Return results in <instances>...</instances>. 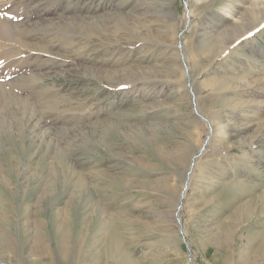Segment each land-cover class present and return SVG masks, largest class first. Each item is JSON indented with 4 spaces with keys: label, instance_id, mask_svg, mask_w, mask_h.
Here are the masks:
<instances>
[{
    "label": "rangeland",
    "instance_id": "374dc122",
    "mask_svg": "<svg viewBox=\"0 0 264 264\" xmlns=\"http://www.w3.org/2000/svg\"><path fill=\"white\" fill-rule=\"evenodd\" d=\"M206 1L0 0V264H264V28Z\"/></svg>",
    "mask_w": 264,
    "mask_h": 264
},
{
    "label": "bare ground",
    "instance_id": "6f19581e",
    "mask_svg": "<svg viewBox=\"0 0 264 264\" xmlns=\"http://www.w3.org/2000/svg\"><path fill=\"white\" fill-rule=\"evenodd\" d=\"M197 1H198V3L199 2L202 3V2H205L206 0H197ZM226 1L228 2V0H226ZM187 2H188V0H187ZM206 2H209V1H206ZM194 3H196V2L194 1ZM222 15H223L224 19H231L232 22H231V24L229 26H227L226 29L223 28L224 29L223 31H220L219 33L215 32V34L214 33L211 34L210 39L215 40V42L216 41L220 42V44H219V42L217 44L220 45L221 51L218 53V55L216 57H219L221 54L223 55V54L229 53L230 50L235 49L238 46L241 47V45L244 42H247V41L250 40L251 35H253L254 33H257L258 31H260L261 29L264 28V0H252V2L250 4L245 3L244 0H229V4H227L226 6L224 5V7H223ZM185 17H186L185 18L186 21L188 20V23H189V21L191 20V16L189 14L188 15L186 14ZM144 27H146V26H144ZM207 34H205V36ZM174 48H175V50L178 53V57H177L176 61L180 62L181 65L179 63H177V64L180 65V68H182V71H183L182 79L184 78V82H182V84H183V87H186V89H187V76H189V72H190L189 71L190 68H189V64H188L189 61H188V58H187L188 50L186 49L185 43L183 42L181 37L178 38V36H177L176 45H174ZM241 55L243 56V54L239 50L238 53H237V57L241 56ZM154 73L156 74V72H154ZM255 83H257V85H259L260 81H256V80L246 81L245 80L243 82H240V84H239L240 87L238 86L239 88L237 87L236 89H241L243 86L255 87ZM243 92L241 91L239 93V95H244ZM253 95L254 94L252 93L251 96H253ZM231 103L233 104V107L231 109L233 112L237 111L241 107H244V105L246 104V102H242V101H239L237 103H234V102H231ZM256 104H258V103H254L253 102L250 105L254 106ZM229 105H231V104H229ZM247 105H249V104H247ZM198 114H199V112H198ZM216 116H218V115L216 114ZM205 119L206 118H203V121ZM204 124L207 127L206 129H208V134H209L210 131L211 132H215L214 131L215 130V124H213L210 119L208 120V122L204 121ZM218 129H219L218 131H220L222 129V127H218ZM35 131L36 130H34V132ZM216 136H218V134ZM212 138H213V136L208 139L207 144L204 147H203V144H202V146L199 148L200 149V154L195 157V159H194L195 162L193 163V165H195L196 162L200 160L201 156H204L205 154H207L208 149H209V145L211 144ZM240 158L242 160H244L242 157H240ZM251 168L255 170L254 166H252ZM188 171L186 172V176L185 177H187ZM192 176H193V170H192V173H191L190 181L188 182L187 186L185 187L186 190H189L191 188V186H192L191 185ZM185 188H184V190H185ZM184 197H185V193L182 194L179 199H183ZM101 224L102 225L100 226L101 227L100 233H102V236H103V239L101 240V244L103 245L105 254L108 256V258H116L118 261H121V262L124 261V263H125V260H126L127 257H125V254L124 255L122 254L124 252V248H123L124 247V243L119 238V235H120L119 232H117L115 227H113L112 224H110L108 221L102 220ZM112 231H113V233L116 236V238H114V239H110V235L109 234ZM180 236L182 237L181 234H180ZM3 239H4V241L1 240V242L4 243L5 246L8 245L9 244V240H6L5 238H3ZM188 248L191 250L190 246H188ZM121 254L125 257L124 260H119V259L122 258ZM189 262H190V264H195V262L193 260V256L189 258Z\"/></svg>",
    "mask_w": 264,
    "mask_h": 264
},
{
    "label": "snow or ice",
    "instance_id": "6c2138e0",
    "mask_svg": "<svg viewBox=\"0 0 264 264\" xmlns=\"http://www.w3.org/2000/svg\"><path fill=\"white\" fill-rule=\"evenodd\" d=\"M0 63H2V62H0Z\"/></svg>",
    "mask_w": 264,
    "mask_h": 264
},
{
    "label": "water",
    "instance_id": "95a60500",
    "mask_svg": "<svg viewBox=\"0 0 264 264\" xmlns=\"http://www.w3.org/2000/svg\"><path fill=\"white\" fill-rule=\"evenodd\" d=\"M190 250V249H189Z\"/></svg>",
    "mask_w": 264,
    "mask_h": 264
}]
</instances>
